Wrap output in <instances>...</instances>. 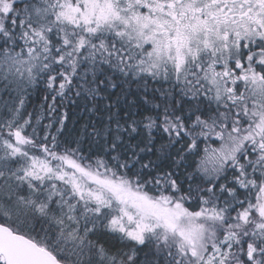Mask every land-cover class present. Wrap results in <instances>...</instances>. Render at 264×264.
Segmentation results:
<instances>
[{"label": "snow or ice", "instance_id": "6c2138e0", "mask_svg": "<svg viewBox=\"0 0 264 264\" xmlns=\"http://www.w3.org/2000/svg\"><path fill=\"white\" fill-rule=\"evenodd\" d=\"M0 264H264V0H0Z\"/></svg>", "mask_w": 264, "mask_h": 264}]
</instances>
